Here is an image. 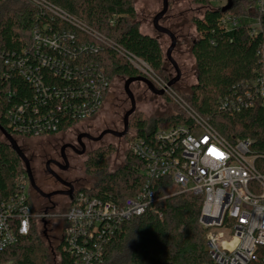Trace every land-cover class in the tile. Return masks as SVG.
<instances>
[{
  "label": "built area",
  "instance_id": "built-area-1",
  "mask_svg": "<svg viewBox=\"0 0 264 264\" xmlns=\"http://www.w3.org/2000/svg\"><path fill=\"white\" fill-rule=\"evenodd\" d=\"M28 1L69 20L97 40L96 44L77 42L73 32L53 31L49 24H43L32 30L30 47L0 51L1 75H8V70L17 71L36 93L33 103L25 98L7 109L9 128L12 135L37 138L62 132V115L80 122L101 110L112 82L86 56L101 44L112 42L48 0ZM251 1L249 10L264 13V0ZM241 19L251 24L253 33L264 30L261 16L228 13L222 22L231 33ZM118 51L157 88L164 89L192 124L158 128L149 140L133 135L130 149L143 162L140 191L116 200L77 191L62 215L57 214L63 220V250L73 257L74 264H97L121 225L143 214L157 200L155 181L169 178L180 192L203 196L200 222L207 229L206 249L213 264H264V154L253 151L250 138L235 142L226 139L148 63L122 49ZM48 68L54 82H45ZM240 86L244 87L242 91L234 87L223 99V108L237 112L252 107L257 100L264 104L262 72ZM31 192L27 173L21 174L15 192L0 199V250L16 244L30 233L34 222L37 225L44 219L32 202ZM57 259L60 263V252Z\"/></svg>",
  "mask_w": 264,
  "mask_h": 264
},
{
  "label": "trees",
  "instance_id": "trees-1",
  "mask_svg": "<svg viewBox=\"0 0 264 264\" xmlns=\"http://www.w3.org/2000/svg\"><path fill=\"white\" fill-rule=\"evenodd\" d=\"M229 1L231 6L223 11ZM48 2L112 42V45L101 44L97 51L86 56L103 69L111 82L115 76L129 78L142 75L118 49L144 60L161 78L167 82L170 80L165 75L166 61L161 44L157 37L141 31L134 0ZM228 2L224 6L209 8L202 17L194 18L198 37L191 46V53L195 58L197 82L188 93L181 95L226 139L235 142L238 138H250L253 151L264 154L263 102L257 100L252 107L237 112L222 107L223 99L234 91V87L242 91L241 82L252 81L259 72L264 74V30L253 33L251 24L241 19L229 33L222 18L231 13L238 17L261 16L264 20V13L249 10L251 0ZM43 24H49L53 31L73 32L77 42L97 43L87 31L44 7L28 0H0V51L30 47L32 30ZM1 70L0 67V126L12 134L7 109L25 98L33 103L36 93L17 71L7 69L8 75L2 76ZM49 70L44 72L46 83L55 80ZM165 97L171 101L169 96ZM50 103L53 105L52 101ZM171 104L174 111L156 118L151 124L139 115L134 116L129 122L134 136L149 140L158 128L179 123L191 125L188 115L173 101ZM76 123L78 121L71 117L61 116L62 131ZM134 136L126 135L128 148L124 163L113 172L108 171V157L114 147L93 150L85 167L97 179L93 186L81 187L78 191L115 200L137 194L143 183L140 172L143 162L130 149ZM21 174H26L22 159L5 138L0 139V199L15 192L17 178ZM154 185L157 200L143 214L121 225L106 244L103 258L97 264H213L206 249L207 229L200 222L203 196L180 192L169 178L159 179ZM57 249L61 254V262L57 264H74L73 257L63 250L61 241ZM48 256V248L34 222L28 235L0 250V264H48Z\"/></svg>",
  "mask_w": 264,
  "mask_h": 264
},
{
  "label": "rangeland",
  "instance_id": "rangeland-1",
  "mask_svg": "<svg viewBox=\"0 0 264 264\" xmlns=\"http://www.w3.org/2000/svg\"><path fill=\"white\" fill-rule=\"evenodd\" d=\"M137 12V19L140 29L143 33L157 37L159 40L166 65V76L170 79L176 76V71L172 63L167 59L166 53L171 45V38L167 34L159 33L153 26L154 16L162 10L163 0H134ZM228 0H169L168 11L160 23L169 28L177 37V44L172 52V57L178 63L181 70V78L173 85V88L180 94L188 93L191 86L197 82V73L195 67V58L191 53V46L198 37L196 26L194 25L195 17H202L205 11L212 7L226 5ZM162 77H164L162 75ZM127 77L115 76L113 78L110 90L105 98L101 110L93 117L80 121L71 129H68L69 137H74L80 131H92L94 136H98L105 129L117 131L123 130V117L127 110L130 109L131 103L125 92L124 84ZM136 98V110L130 117V123L134 116H141L151 124L156 118L167 116L174 111L171 101L163 96L153 94L143 82H133L130 85ZM171 99V98H170ZM128 134L134 135L135 132L129 129ZM62 132L54 135V138L62 137ZM4 136L0 133V139ZM52 137L26 138L18 136L16 138L23 151L27 149L38 148L49 141ZM128 138L116 137L112 134H106L101 141L89 142L88 146L92 150L101 147L113 146L114 149L108 157V171L113 172L124 163L125 154L128 148ZM28 151V150H27ZM85 157L79 158L78 166L83 173L82 163ZM81 173V174H82ZM84 176L82 187H91L94 185L97 177L90 172ZM68 205L62 206L60 214L67 209ZM56 215L51 219L47 226V234L42 226L41 220L37 224L39 235L48 248V264H57L58 245L63 235V220L61 215Z\"/></svg>",
  "mask_w": 264,
  "mask_h": 264
},
{
  "label": "flooded vegetation",
  "instance_id": "flooded-vegetation-1",
  "mask_svg": "<svg viewBox=\"0 0 264 264\" xmlns=\"http://www.w3.org/2000/svg\"><path fill=\"white\" fill-rule=\"evenodd\" d=\"M67 133V130L62 131L60 138L46 136L53 139L38 148L24 150L33 179L31 199L37 210L44 215L41 222L45 234L50 220L55 218L63 205H68L69 200L83 186V174L87 173L85 164L93 151L88 146L89 142H98L104 138L93 140L89 135L97 136L92 131H80L73 138ZM81 157H85L81 164L83 173L78 166Z\"/></svg>",
  "mask_w": 264,
  "mask_h": 264
},
{
  "label": "water",
  "instance_id": "water-1",
  "mask_svg": "<svg viewBox=\"0 0 264 264\" xmlns=\"http://www.w3.org/2000/svg\"><path fill=\"white\" fill-rule=\"evenodd\" d=\"M231 6V1L228 2V4L226 6L223 7V11H226L227 9H229V7ZM168 7H169V0H163V8L161 11H159L153 18V26L154 28L159 32V33H163V34H167L170 38H171V45L167 50L166 53V57L167 59L172 63V65L175 68L176 71V76L171 78L168 81V86H173L176 82L179 81V79L181 78V70L180 67L178 65V63L176 62V60L172 57V52L174 50V48L176 47L177 44V37L176 35L167 27L163 26L160 21L162 20V18L165 16L166 12L168 11ZM143 82L148 89L155 95H159V96H163L165 94L164 89H160L157 88L155 86V84L146 76L144 75H139L136 77H129L126 78L125 80V84H124V89L125 92L130 100L131 103V107L129 110H127L124 114L123 117V130L122 131H117V130H113V129H107L104 130L99 136L97 137H92L89 135V137H91L93 140H100L104 137V135L110 133L116 137H125L128 132H129V121H130V117L131 115L135 112L136 110V98L134 96V93L132 92L130 85L133 82ZM0 131L2 133V135L4 136V138L6 139V141L12 146V148L18 153V155L20 156V158L22 159L25 168H26V173L28 175V178L30 180V184L31 187H33V179L29 170V160L28 157L26 156V154L24 153V151L22 150V148L20 147V145L18 144L16 138L10 134L5 128L0 126Z\"/></svg>",
  "mask_w": 264,
  "mask_h": 264
},
{
  "label": "snow or ice",
  "instance_id": "snow-or-ice-1",
  "mask_svg": "<svg viewBox=\"0 0 264 264\" xmlns=\"http://www.w3.org/2000/svg\"><path fill=\"white\" fill-rule=\"evenodd\" d=\"M221 157H222V154H221Z\"/></svg>",
  "mask_w": 264,
  "mask_h": 264
}]
</instances>
